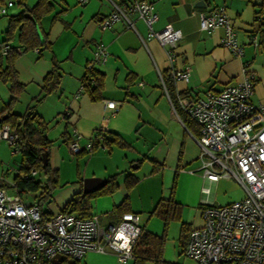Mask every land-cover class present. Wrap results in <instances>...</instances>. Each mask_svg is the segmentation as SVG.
I'll return each instance as SVG.
<instances>
[{
  "label": "crops",
  "instance_id": "obj_1",
  "mask_svg": "<svg viewBox=\"0 0 264 264\" xmlns=\"http://www.w3.org/2000/svg\"><path fill=\"white\" fill-rule=\"evenodd\" d=\"M7 1L13 4L6 8L5 14H0V44L6 38L10 17L22 9L17 0H0V6ZM36 1L25 0L28 6ZM114 1L130 5L134 0ZM148 1L158 15L153 23L155 30L167 24L181 30L183 36L174 49L173 66L177 69L190 66L188 81L170 78V63L164 48L155 38L147 36L144 21L135 13H131L133 28L122 20L110 27L99 26L98 22L111 11L109 0H51L53 7L40 18L37 28L41 40L47 35V47L25 48L18 39L17 27L12 38L5 42L10 48L15 46L14 67L18 81L24 85L11 103L15 113L24 114L28 110L34 98L41 94L42 79L52 68L54 59L58 63L60 83L37 103L34 113L46 123V135L52 140L49 163L57 168L59 183L72 184L63 185L56 194L53 191L57 205L48 206L49 214L61 210L74 193L82 191L84 178L101 177L107 182L109 176L115 175L118 187L92 199L91 213L108 223L123 212H136L142 227L160 236L164 232V220L151 213L160 199L172 195L181 204V223H186L190 230L202 224L200 212L206 201L221 204L217 202L215 189L225 179L208 183V193L202 192L203 183L204 186L207 183L201 175L200 147L194 138L198 135V126L192 124L188 128L182 120L184 113L180 111V117L174 114L160 76L170 78L171 88L167 91L175 99L183 92L201 95L206 90L217 91L235 84L247 68L255 75L251 100L264 102V0ZM216 5L225 7L244 47L242 56L232 54L220 44L222 27L200 30L197 11ZM254 35L257 45L250 40ZM97 43L106 46L108 56L104 62L95 64L104 74V81L101 98L94 100L85 89L77 92ZM8 52L2 53L0 49L2 67L6 65ZM11 96L9 84L0 79V110L8 105ZM107 100L117 101L118 105L109 109ZM100 125H105L109 133L120 135L126 145L111 143L91 151L70 152L68 142L76 133L81 135L79 143L84 145ZM68 169L72 174L69 179H63ZM128 173L137 178L129 190L124 183ZM242 196L243 191L238 196H230L225 203ZM125 197L127 205L116 210ZM179 238L180 227L177 238L180 244ZM79 260L81 264H133V258L120 262L112 253L95 251L86 252Z\"/></svg>",
  "mask_w": 264,
  "mask_h": 264
},
{
  "label": "built area",
  "instance_id": "obj_2",
  "mask_svg": "<svg viewBox=\"0 0 264 264\" xmlns=\"http://www.w3.org/2000/svg\"><path fill=\"white\" fill-rule=\"evenodd\" d=\"M109 1L111 11L98 22L99 26L110 27L122 20L133 28L131 13H135L144 21L147 36L164 48L170 78L188 81L190 66H173L174 49L183 36L181 30L171 24L155 30L153 23L158 15L148 0H134L130 5ZM12 4L7 1L1 5L0 14H5ZM197 14L200 30L222 27L220 44L236 56L244 54L223 5L198 10ZM250 40L258 44L255 35ZM0 49L6 53L10 46L3 42ZM107 56L106 46L97 43L87 63L93 66L104 62ZM160 78L174 114L180 117L182 111L198 126L194 138L200 147L201 175L207 183L203 190L208 191V183L220 178H234L243 188L240 199L225 204L205 202L200 212L202 224L189 230L183 254L199 264H264V102L251 100L254 72L244 68L242 79L235 84L217 91L206 90L201 95L177 94L175 99L169 96L164 79ZM81 90L82 86L77 94ZM117 105V101H106L109 109ZM107 131L105 125L98 126L84 145L76 133L68 142L70 152L91 151L95 142V147H105L103 138ZM0 140H5L12 152L18 151L17 132L7 123L0 124ZM6 188L0 186V264H38L40 258L49 261L58 255L80 259L88 251L112 253L120 262L133 257V246L142 230L138 213L126 211L108 223L96 214L84 218L61 210L42 218L34 201L8 193Z\"/></svg>",
  "mask_w": 264,
  "mask_h": 264
},
{
  "label": "trees",
  "instance_id": "obj_3",
  "mask_svg": "<svg viewBox=\"0 0 264 264\" xmlns=\"http://www.w3.org/2000/svg\"><path fill=\"white\" fill-rule=\"evenodd\" d=\"M22 6L21 11L10 17L11 23L6 31L5 40H9L13 36L15 27L18 29V39L25 48H33L36 46L47 47L49 41L47 35L41 40L38 36L37 28H39L40 18L49 13L53 7L51 0H37L34 5L28 6L25 0H17ZM4 40V42H5ZM15 46H11L6 56V65H0V79L9 84L12 94L8 105L0 110V124H9L18 135V151H20L21 159L17 172L12 176L11 183H7L0 179V186L9 187L12 192L22 196L25 200L34 201L40 210L42 218L50 216L49 211L45 209V204L50 201L54 188L59 186V176L57 168H53L49 163V152L52 146V140L46 135V123L34 113L35 106L47 94L57 89L60 83V72L58 63L54 59L52 68L44 75L42 79L41 94L34 98L33 103L28 107L24 114H18L11 110V103L16 99L17 95L22 92L24 85L18 81L17 72L14 67V60L17 53L13 50ZM104 74L95 68V65L89 66L86 63L85 72L82 76L81 86L90 94L94 100L101 98L103 89ZM168 90L171 88V81L163 78ZM187 94L186 92L181 93ZM182 113V112H181ZM185 125L190 128L192 124H196L188 116L181 114ZM106 146L116 143L125 146L126 142L116 133L106 132L103 138ZM97 143L95 142V146ZM94 146V148H95ZM35 170L34 174L31 171ZM137 182V178L128 173L125 176L124 183L126 188L131 189ZM175 186V179L172 192ZM118 187L116 176L108 177L104 186L92 190L90 192L78 191L74 193L63 205L61 211L71 212L80 217H89L91 213V200L99 195L113 192ZM128 203L127 197L116 206L117 209H123ZM164 220V232L162 235L153 234L142 227L141 233L133 246V264H144L146 260H151L154 264H161L163 259V248L166 236V228L171 219H180L181 204L173 200L172 195L167 199H160L151 211ZM122 214V213H121ZM119 214V217L121 216ZM189 228L187 224L182 222L180 226V245L181 251L185 245ZM38 264H81L79 259H72L68 256L58 255L47 261L43 258L38 260Z\"/></svg>",
  "mask_w": 264,
  "mask_h": 264
},
{
  "label": "rangeland",
  "instance_id": "obj_4",
  "mask_svg": "<svg viewBox=\"0 0 264 264\" xmlns=\"http://www.w3.org/2000/svg\"><path fill=\"white\" fill-rule=\"evenodd\" d=\"M238 37L239 39H244L241 38L242 36L238 35ZM256 59L260 60L259 56H257ZM20 159H21L20 151L12 152L11 146L8 145V143L5 140H0V179H2V181L10 183L12 176L17 172V169L20 164ZM70 173L72 174V172H70V169L66 170L63 173V179H69L68 177H70L69 176ZM71 184H72L71 182H67L64 184L59 183V186L54 188L55 194L62 187L70 186ZM203 187H204V183L201 190L203 193L206 192L208 193V191L205 192L203 190ZM6 189L8 193L12 192V190L9 187H7ZM242 191L243 188L234 178L221 179L219 185L215 189V194L218 197L217 202L221 204H225V201H227L230 196H235V195L238 196L239 194L242 193ZM209 193L211 194L213 193V188ZM49 205H51L52 207L57 205L55 203L54 194L52 195L50 201L45 204L44 206L45 209H48ZM153 215L159 217L157 214H153ZM181 221L182 220L180 218V219H171L168 222L166 228L167 234L165 236V241H164L165 243H164L163 256H162L164 262H162L161 264H199L194 259L184 255L183 252L181 251V246L177 239L179 236V227ZM144 264H154V262H152L151 260H146Z\"/></svg>",
  "mask_w": 264,
  "mask_h": 264
},
{
  "label": "water",
  "instance_id": "obj_5",
  "mask_svg": "<svg viewBox=\"0 0 264 264\" xmlns=\"http://www.w3.org/2000/svg\"><path fill=\"white\" fill-rule=\"evenodd\" d=\"M202 1L198 2L197 4H201ZM6 115H3L1 118H4ZM0 118V120H1ZM106 182L105 178L101 177H86L83 179L82 182V191L83 192H90L92 190H95L96 188H99L103 186Z\"/></svg>",
  "mask_w": 264,
  "mask_h": 264
}]
</instances>
